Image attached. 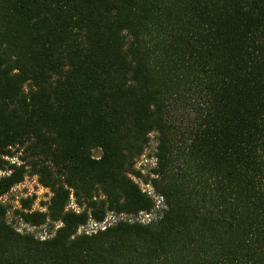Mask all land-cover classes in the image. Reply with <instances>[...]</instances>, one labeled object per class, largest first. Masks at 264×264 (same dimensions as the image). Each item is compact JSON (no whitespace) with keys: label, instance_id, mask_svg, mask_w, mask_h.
Wrapping results in <instances>:
<instances>
[{"label":"trees","instance_id":"16d2710c","mask_svg":"<svg viewBox=\"0 0 264 264\" xmlns=\"http://www.w3.org/2000/svg\"><path fill=\"white\" fill-rule=\"evenodd\" d=\"M26 176L47 236L0 202V264H264V0H0V198Z\"/></svg>","mask_w":264,"mask_h":264},{"label":"rangeland","instance_id":"374dc122","mask_svg":"<svg viewBox=\"0 0 264 264\" xmlns=\"http://www.w3.org/2000/svg\"><path fill=\"white\" fill-rule=\"evenodd\" d=\"M154 137H155L154 134H151L150 142L146 147L145 151L143 152V155L135 160V169L141 171L142 175L144 176H146L149 170L155 166V159L152 156L156 147V142ZM98 155H99V151L93 152V156H98ZM134 181L138 183L139 187L143 192H146L148 196L153 198V200L156 202V205H159L161 199L154 193L151 185L144 184V182L140 179H134ZM32 196L35 197V200L32 205V210L45 211V208L41 205V203L46 202L48 200L50 196L49 191L39 185L36 177L26 176L22 183L13 187L9 193L2 196L0 198V202L10 207L8 213V221L11 222L13 226L17 228L20 233L28 232L34 234L37 238H44L47 236L45 234V230H46L45 226L40 228L29 227L23 224L19 220V218L17 216H14L13 214V211L19 208L20 199H24L26 197H32ZM67 209L79 211V208L76 207L72 198L67 206ZM151 218L152 215L145 216L144 214L137 217V219H139V221L142 223H146ZM114 219L116 220V218L113 217V215L108 214L105 221L100 225L107 226L108 224H111L114 221ZM91 223H94V221L90 220L85 226L80 227L78 229V233L89 234L99 229L98 228L99 225L97 226V228H95Z\"/></svg>","mask_w":264,"mask_h":264},{"label":"built area","instance_id":"2783aa9c","mask_svg":"<svg viewBox=\"0 0 264 264\" xmlns=\"http://www.w3.org/2000/svg\"><path fill=\"white\" fill-rule=\"evenodd\" d=\"M145 216H147V215H145ZM102 223H103V222H102ZM91 224H93V226H94L95 228H97V226L99 225L98 228L101 229V230H103V229L105 228V226H101V225H100L101 223H95V222H94V223H91Z\"/></svg>","mask_w":264,"mask_h":264}]
</instances>
